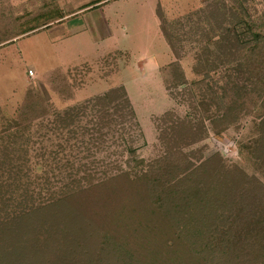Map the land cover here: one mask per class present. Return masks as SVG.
I'll use <instances>...</instances> for the list:
<instances>
[{
    "label": "trees",
    "instance_id": "trees-1",
    "mask_svg": "<svg viewBox=\"0 0 264 264\" xmlns=\"http://www.w3.org/2000/svg\"><path fill=\"white\" fill-rule=\"evenodd\" d=\"M214 11L220 17L215 20V30L205 32L206 36L219 40H214L219 59L227 43L223 57L237 61L234 71L239 72V51L246 39L256 42L260 36L246 25V38L241 27L244 22L236 20L239 30L234 24L225 26L226 12L221 7ZM45 14L53 16L52 21L64 16L58 7ZM157 16L161 33L178 59L176 42L182 34V18L169 21L159 10ZM207 49L202 59L195 52L196 64L192 66L196 75L203 74L202 78L187 81L177 60L162 68H172L166 90L170 94L172 88L182 90L189 109L183 117L171 111L161 117V122L168 125L157 137L165 148L159 159L136 158L143 133L123 86L62 110L52 109L48 101L41 99V112H37L40 103L35 104L32 91H28L18 114L4 118L0 127V264H75L77 257L72 255L81 248L74 240L80 234L83 248L85 239L91 240L83 258L86 264H143L135 262L131 252L144 250V245L151 264H264V186L254 176L227 174L218 155L192 169L183 161L184 150L206 138L209 125L214 135H219L229 120L235 121L234 117L228 118L224 104L226 87L219 86V94L214 92L209 69L200 67L199 60H208ZM247 71L254 74L253 70ZM232 83L227 81L228 85ZM232 86L238 87L236 83ZM211 106L216 109L211 111ZM35 122L39 127L33 135ZM32 138L52 142L34 152L43 159L39 177L32 174L29 162L28 142ZM251 155L256 156L253 152ZM214 160L217 165L208 170ZM55 175L60 177L54 186L50 180ZM130 191L138 195L137 202L124 201ZM252 203L253 208H249ZM76 207L78 211L71 215ZM205 207L212 211L210 215ZM84 210L95 219L94 223L88 221V226L82 221ZM66 215L70 223L78 219L85 225L76 230L78 236L70 234L71 241L68 231H60L58 225ZM180 225L184 231L190 226L193 238L177 230ZM163 227H169L171 237L185 245L184 254L189 258L173 255L175 250L168 248L159 232ZM59 231L61 241L56 238ZM54 256L57 259L53 260Z\"/></svg>",
    "mask_w": 264,
    "mask_h": 264
},
{
    "label": "rangeland",
    "instance_id": "rangeland-1",
    "mask_svg": "<svg viewBox=\"0 0 264 264\" xmlns=\"http://www.w3.org/2000/svg\"><path fill=\"white\" fill-rule=\"evenodd\" d=\"M93 1L0 0V127L4 118L18 114L29 90L33 93L34 100H31L35 104L40 103L37 112H41V99L48 101L52 109L62 110L113 87L123 86L143 133V140L138 142L140 147L135 153L136 158L145 161L159 159L165 148L157 137L160 129L164 130L168 125L161 122V117L167 111L183 117L189 109L182 98V90L172 88L173 94L166 90V80H172V68H162L177 60L187 81L202 78L203 74L196 75L192 66L196 64L195 52H199L202 59L208 47V60H199L200 67L203 65L209 69V82L214 92L219 94L221 90L218 87H226L224 104L228 118L234 117L235 121L229 120L219 135H214V129L209 125L206 138L184 150L183 161L192 169L200 166L201 161L218 155L225 164L227 174L241 172L254 176L264 186V0H106L107 4L86 13H77L68 20L52 21L53 16L45 14L48 9L56 7L63 13L72 12ZM218 7L228 16L225 26L234 24L237 30L243 27L246 38H249L245 29L249 25L260 36L256 42L246 39L239 51L242 63L239 72L234 71L237 61L223 57V52L228 50L227 43L224 42L219 59L214 41L217 37L206 36L215 30V20L220 14L214 10ZM158 10L169 21L182 18V34L180 41L176 42L180 53L178 59L161 33ZM238 19L244 22L241 27L235 23ZM31 27L37 29L20 34ZM77 31H81L80 34ZM28 70L32 71V75L28 74ZM57 70L60 72H55ZM247 70H253L254 74ZM228 80L233 83L228 85ZM235 83L237 88L232 86ZM215 109L211 106V111ZM205 123L207 125V121ZM38 127L39 124L35 122L33 135ZM28 144L32 174L39 177L43 159L34 152L41 146H50L52 142L32 138ZM214 161L208 170L217 165V161ZM55 177L50 180L54 186L59 184L60 176ZM199 178L201 176L192 180ZM240 191L246 193L245 188ZM261 196L264 197V194ZM136 197L138 195L130 191L124 201L127 199L134 203ZM249 208H253V203ZM204 209L206 214L212 213L208 208ZM77 211L76 207L70 214L75 215ZM84 213L82 221L87 222V226L88 221L94 223L95 219L88 216L85 210ZM94 213H102V210H95ZM68 220L66 215L58 223L60 231H68V236L85 226L81 220L77 219L74 223ZM169 229L163 227L159 232L165 237L168 248L175 250L173 255L181 256L185 245L174 236L172 238ZM181 229L183 235L185 232L193 238L190 226L188 231H184L182 225L178 226L177 230ZM60 231L56 238L61 241ZM82 238L80 234L74 240L81 248L74 250L78 253L72 255V258L77 257L74 258L75 264H86L83 258L91 240H87V237L86 247L83 248ZM144 246V250L137 253L133 250L131 254L135 262L151 264L148 247ZM186 257L189 258L187 254L181 256L182 259ZM52 259L57 258L54 256ZM182 259L178 258V261Z\"/></svg>",
    "mask_w": 264,
    "mask_h": 264
},
{
    "label": "crops",
    "instance_id": "crops-1",
    "mask_svg": "<svg viewBox=\"0 0 264 264\" xmlns=\"http://www.w3.org/2000/svg\"><path fill=\"white\" fill-rule=\"evenodd\" d=\"M107 4L106 0H94L92 3L90 4H84L83 7L79 8V9H74V11L72 12H65L64 16L61 19L55 20V21H63L64 19L68 20L70 17L77 15V13H86L90 10H95L97 7H100L102 5ZM100 5V6H99ZM81 32V31H80ZM80 32H76L78 34H80Z\"/></svg>",
    "mask_w": 264,
    "mask_h": 264
},
{
    "label": "built area",
    "instance_id": "built-area-1",
    "mask_svg": "<svg viewBox=\"0 0 264 264\" xmlns=\"http://www.w3.org/2000/svg\"><path fill=\"white\" fill-rule=\"evenodd\" d=\"M28 74H29V75H32V71H31V70H28Z\"/></svg>",
    "mask_w": 264,
    "mask_h": 264
}]
</instances>
